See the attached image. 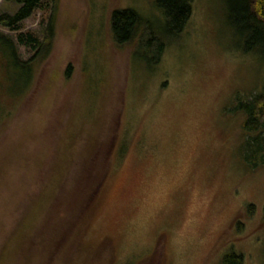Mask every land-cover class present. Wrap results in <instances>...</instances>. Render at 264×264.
Segmentation results:
<instances>
[{"label": "rangeland", "instance_id": "rangeland-1", "mask_svg": "<svg viewBox=\"0 0 264 264\" xmlns=\"http://www.w3.org/2000/svg\"><path fill=\"white\" fill-rule=\"evenodd\" d=\"M46 9L22 30L44 50L0 26V264H264V164L235 110L264 91V55L229 0H193L177 33L155 0ZM124 9L139 20L121 44Z\"/></svg>", "mask_w": 264, "mask_h": 264}, {"label": "trees", "instance_id": "trees-1", "mask_svg": "<svg viewBox=\"0 0 264 264\" xmlns=\"http://www.w3.org/2000/svg\"><path fill=\"white\" fill-rule=\"evenodd\" d=\"M7 1L17 2L20 7L14 14L8 12L0 13V26L18 32V41L23 45L31 46L36 51L44 50L45 43L42 44L37 35L30 31L22 30L25 28L24 22L27 18L32 16L37 10L48 9L54 0ZM155 1L158 8L167 17L170 29L176 33L181 32L192 15L193 0ZM229 8L232 23L238 28V32L243 37L244 50L246 52L258 51L264 55V0H229ZM138 20L139 15L135 10L113 11L111 14V34L114 40L119 41L121 44L133 41ZM1 36L7 37L3 34ZM6 39L9 40V37ZM8 43H12V41ZM163 50L164 45H161L159 52L162 53ZM17 57L19 58L18 54ZM71 69L72 65L70 64L67 70L69 74ZM237 104L235 110L244 112L246 115L243 124V132L247 137L244 160L252 168L260 167L264 164V91L256 93L249 101L243 102L241 100ZM94 159H88L87 164L88 162H94ZM254 211L255 205L253 203L249 204L247 213L253 214ZM242 227L243 222L239 221V230H242ZM223 264H244V257L242 254L232 251L223 257Z\"/></svg>", "mask_w": 264, "mask_h": 264}]
</instances>
